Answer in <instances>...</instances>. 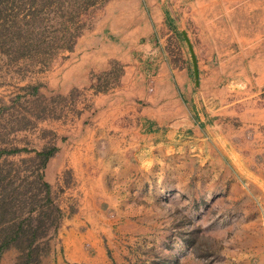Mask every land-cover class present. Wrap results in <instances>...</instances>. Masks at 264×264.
Returning a JSON list of instances; mask_svg holds the SVG:
<instances>
[{
	"label": "rangeland",
	"instance_id": "rangeland-1",
	"mask_svg": "<svg viewBox=\"0 0 264 264\" xmlns=\"http://www.w3.org/2000/svg\"><path fill=\"white\" fill-rule=\"evenodd\" d=\"M120 1L87 10L72 50L0 55V201L16 203L0 209V242L7 241L0 264H264V189L257 187L264 150L254 160L262 170L246 174L226 152L230 142L212 131L186 128L178 136L170 126L149 125L153 137L135 148L127 124L98 122L108 102L98 95L119 93L129 56L142 55L153 37L177 91L183 79L196 85L181 30L201 67L195 91L221 106L220 93L234 90L235 77L220 73L208 85L204 65L242 51L264 55V40L230 42L247 36L237 11L249 0L237 8L241 0ZM96 32L107 47L106 67L73 81L68 57L88 53L83 39ZM225 95L222 105H229ZM50 148L42 164L37 152ZM28 215L38 222L19 223Z\"/></svg>",
	"mask_w": 264,
	"mask_h": 264
},
{
	"label": "crops",
	"instance_id": "crops-1",
	"mask_svg": "<svg viewBox=\"0 0 264 264\" xmlns=\"http://www.w3.org/2000/svg\"><path fill=\"white\" fill-rule=\"evenodd\" d=\"M130 2L133 1L122 0L120 4L125 6ZM240 4L242 0L237 1L234 6L237 8ZM237 16L243 19L247 36L244 34L245 39H242L240 36L237 38V34L230 42L240 40L244 44H259L264 40V0L247 1L244 8L237 11ZM220 31V28L216 31L218 35ZM253 33L258 38H254ZM96 34L97 32L90 33V38L83 39L81 47L89 46L91 49L88 53L68 57L70 64L67 65L66 74H70L71 80L84 81L89 77L91 70L100 71L106 67L107 47L104 40H101L102 36ZM156 42V38L153 37L150 40V47L143 45L142 55H132L134 58L129 56L132 66H128V77L122 82L118 94L114 91L98 95V101L108 99L103 109L104 114L98 116V122L127 124V130L130 132L129 146L135 148L142 145L143 140L153 137L152 132H149V125L170 126L167 130L177 131L178 136L179 131L183 134L186 128L191 129L194 134L200 133L202 129L209 130L214 133L216 140L230 142L226 152L240 171L246 174L261 171L262 169L257 171L258 165L254 167V164H257L254 160L264 150V85H262L264 55L259 58V54L247 55L242 51V55L231 54L223 60L216 59L218 66L204 65L207 74L206 84L214 86L215 79L220 73L235 77L234 81L237 84L231 92L221 91L219 96L221 106L214 108L206 101H201L200 91H195L197 85H189L185 79H183L185 88L177 91L172 79V70L167 65L165 56L158 53ZM223 45L224 42L221 43V47ZM241 60H244V63L239 65L238 62ZM198 71L199 76H202L200 65ZM224 92L231 95V100L227 102L229 105H222L227 100ZM185 103L189 104V108ZM137 109H140L139 120L136 119ZM215 114L219 116L212 119ZM234 120L238 123H234ZM138 123L141 126L139 128L136 126ZM162 129L161 127L160 130ZM90 136H93L92 133ZM125 139L126 135L120 140ZM247 165H252L249 170ZM257 184V187L264 189L263 181ZM259 196L264 204V191Z\"/></svg>",
	"mask_w": 264,
	"mask_h": 264
},
{
	"label": "trees",
	"instance_id": "trees-1",
	"mask_svg": "<svg viewBox=\"0 0 264 264\" xmlns=\"http://www.w3.org/2000/svg\"><path fill=\"white\" fill-rule=\"evenodd\" d=\"M103 2L104 0H0V55H57L62 50H72L76 37L86 25L84 15H87V10L92 11ZM166 20L173 29L167 15ZM19 150L14 148L6 152ZM37 154L44 164L53 154V149L38 151ZM43 184L48 192L49 183L43 181ZM7 204L16 206V203L1 200L0 209ZM23 222L33 225L38 222V217L28 215L19 223ZM6 244V240L0 242V252ZM30 244L31 240L28 242Z\"/></svg>",
	"mask_w": 264,
	"mask_h": 264
},
{
	"label": "water",
	"instance_id": "water-1",
	"mask_svg": "<svg viewBox=\"0 0 264 264\" xmlns=\"http://www.w3.org/2000/svg\"><path fill=\"white\" fill-rule=\"evenodd\" d=\"M182 32V35L184 36L186 42H187V45H188V48L190 50V53H191V57H192V64H193V79H194V82L195 84L197 85L198 84V68H197V60H196V56L194 54V51H193V48H192V44L185 32V30H181Z\"/></svg>",
	"mask_w": 264,
	"mask_h": 264
}]
</instances>
